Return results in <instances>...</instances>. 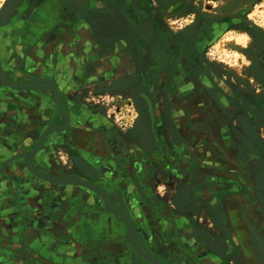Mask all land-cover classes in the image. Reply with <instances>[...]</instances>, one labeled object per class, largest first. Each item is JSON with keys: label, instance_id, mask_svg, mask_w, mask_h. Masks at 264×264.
I'll return each mask as SVG.
<instances>
[{"label": "crops", "instance_id": "obj_1", "mask_svg": "<svg viewBox=\"0 0 264 264\" xmlns=\"http://www.w3.org/2000/svg\"><path fill=\"white\" fill-rule=\"evenodd\" d=\"M133 7L123 0H26L0 29V66L7 78L19 85L35 83L19 90L0 79V264L220 263L207 252L199 257L197 249L193 253L192 220L179 216L164 201L162 188L145 178L144 166L157 151L148 130H140L135 145L85 112L84 91L135 92L151 119L146 96L156 87L148 79L157 68L158 43L147 35L150 27L142 17L144 29L135 22ZM35 79L55 83L61 115L52 86ZM151 101L159 131L167 119H180ZM64 116L67 128L46 136L33 155V167L53 177H79L99 185L111 206L131 218L133 232L129 220L109 210L96 190L51 182L27 167L23 154L36 148L49 125L63 126L54 122ZM75 150L79 159L70 158L71 165L60 160ZM221 152L230 160L226 149ZM236 196H228L227 204L238 201Z\"/></svg>", "mask_w": 264, "mask_h": 264}, {"label": "rangeland", "instance_id": "obj_2", "mask_svg": "<svg viewBox=\"0 0 264 264\" xmlns=\"http://www.w3.org/2000/svg\"><path fill=\"white\" fill-rule=\"evenodd\" d=\"M24 1L0 0L1 30ZM132 1L160 49L148 79L156 87L147 96L162 104L163 113L180 119H167L159 131L141 98L103 91L81 93L85 112L135 145L146 128L157 151L146 158L145 178L162 188L164 201L179 216L192 220L193 253L212 254L219 264H247L225 202L234 194L251 202L249 185L258 199L251 214L264 231V0ZM222 82L230 92L222 89ZM77 155L75 150L60 160L71 165L70 158L75 162ZM238 171L243 182L235 177Z\"/></svg>", "mask_w": 264, "mask_h": 264}, {"label": "water", "instance_id": "obj_3", "mask_svg": "<svg viewBox=\"0 0 264 264\" xmlns=\"http://www.w3.org/2000/svg\"><path fill=\"white\" fill-rule=\"evenodd\" d=\"M0 79L2 80V82L6 86L11 87V88H15V89H19V90H26V89H29V88H31L32 86L35 85V83L26 84V85H19V84H15V83L11 82L7 78V76H6L5 72L3 71V69L1 68V66H0ZM40 80L45 81V82H47L48 84H50L52 86L54 102H55V105L57 107V110L59 111V113L61 115V113L63 112V108H62V106H61V104L59 102V93H58V90H57V87H56L55 83H53L52 81H50L48 79H35L36 82H38ZM221 87H222L223 90H225V92H230L231 91V88L226 83L222 82ZM129 93H131V92H129ZM132 94L138 95L135 92H132ZM146 97L149 98L148 96H146ZM148 104H149V111L153 115V110L154 109H153V106H152V101L150 99H149V103ZM151 119L153 121V116H151ZM64 120H65V124L63 126H57L55 124L49 125L44 130L42 135L40 136L36 148L34 150H32L31 152H29V153L23 154L22 157L25 159V163H26L27 167L33 173H35L39 177H41V178H43L45 180H48V181L56 182V183H62V184L79 185V186H84V187L90 188L92 190H96L102 196V198L104 199V201L106 203V206H107V208L109 210H112L113 212L115 211L116 213H119L124 218H127L129 220L130 225H131V230L133 232L134 231L133 230L134 229V225H133V221H131V218L127 214H125L124 212H121L120 210L115 209V208H113L111 206V204L109 202L108 195L103 190H101L99 185H97V184H95L93 182H90L88 180L79 178V177H69V178L53 177V176H50V175H47V174H43V173L39 172L38 170H36L33 167V165H32L33 155H35L37 153V151L41 148V146L43 144V141L45 140L46 136L48 134H50L51 132H54V131H57V130L58 131L59 130H64V129L67 128V125L69 123L68 117L64 116ZM231 176H233V175H231ZM239 176H241V174L238 171V172L235 173V177L238 178V180H241L243 182L244 180L241 177H239ZM244 184H245V182H244ZM245 186H247V188L250 190V192L252 194V201L249 202L247 200H244L243 197H241V196H236V197H238V199H237L238 201L231 202L232 203L231 205H228L227 201H226L225 204H226V207H227V217H228L230 225L233 228L234 235H235V237L237 239V242L239 244V247L241 249V252H242L244 258L247 261V264H252L253 262L254 263L259 262V263L264 264V241H263V244H260L262 246L260 248V250L253 251V248H250L243 240V233L246 230V227L243 226L244 225L243 223H245L247 221V224L249 225L247 227H249V228L252 225H254L257 228H259V226L261 225V224L257 223V222H259V220L251 214V210H253V208L257 204V202H258L257 200L258 199L255 196V193L253 192V189L251 187H249V185H247V184ZM244 203L249 204L250 208L244 207V205H243ZM242 219H244L245 222L242 221Z\"/></svg>", "mask_w": 264, "mask_h": 264}, {"label": "bare ground", "instance_id": "obj_4", "mask_svg": "<svg viewBox=\"0 0 264 264\" xmlns=\"http://www.w3.org/2000/svg\"><path fill=\"white\" fill-rule=\"evenodd\" d=\"M134 15H135V17H134V19H135V22L141 27V28H143V25H142V23H141V21H140V16H142L141 15V13H139L138 11H135L134 12ZM140 17V18H139ZM144 29V28H143ZM147 35L150 37L151 36V38H153L154 39V34H153V32L152 31H150V29L148 30V32H147ZM158 51H160V49H159V47H156V52H158ZM260 73V72H259ZM262 75V74H261ZM263 81V80H262ZM244 125V124H243ZM76 160L77 159H79L78 157L76 158V157H74ZM242 221H244L245 222V220L244 219H242ZM244 225V227H246V230L244 231V233H243V235H244V237H243V240H244V242L250 247V248H253V251H258V250H260V248H261V242H263V241H261L260 240V238H259V236H258V234L256 235V233H255V231H254V228H253V225L249 228V227H247V226H249L248 224H247V221L245 222V223H243ZM256 227V226H255ZM263 244V243H262Z\"/></svg>", "mask_w": 264, "mask_h": 264}, {"label": "flooded vegetation", "instance_id": "obj_5", "mask_svg": "<svg viewBox=\"0 0 264 264\" xmlns=\"http://www.w3.org/2000/svg\"><path fill=\"white\" fill-rule=\"evenodd\" d=\"M123 2L125 3V2H128V3H130L131 5H133L134 6V3H133V1L132 0H123ZM134 8V7H133ZM253 228H254V225H253ZM254 231H255V233H256V235L258 234V236H259V238H260V240L261 241H264V231H263V229H260V228H258V230H255L254 229ZM263 242H261V244H262ZM262 247V246H261ZM258 263V262H257ZM256 263V264H257ZM260 264H262V263H260Z\"/></svg>", "mask_w": 264, "mask_h": 264}]
</instances>
